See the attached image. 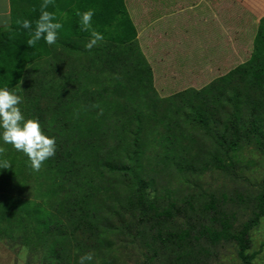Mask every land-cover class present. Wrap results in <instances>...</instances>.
I'll list each match as a JSON object with an SVG mask.
<instances>
[{"label": "trees", "instance_id": "trees-1", "mask_svg": "<svg viewBox=\"0 0 264 264\" xmlns=\"http://www.w3.org/2000/svg\"><path fill=\"white\" fill-rule=\"evenodd\" d=\"M42 2L9 0L10 23L0 27V86L23 97L25 116L55 137L56 151L35 171L24 153L0 140V160L11 165L0 168V239L38 253L37 264H79L88 252L93 260L86 264H112L111 233L142 224L154 229L146 244L160 239L169 264L197 261L201 239L231 242L242 264H251L254 253L246 251L264 216V178L250 217L235 226V215L213 194L164 203L149 191L156 188L145 172H227L243 147L264 152V16L248 60L199 89L161 97L124 0H51L47 10L62 24L57 41L28 46L19 22L38 18ZM88 9L104 36L91 49L77 15ZM43 61L51 63L47 69ZM155 84L161 95L169 92L164 78ZM151 137L157 148L147 156ZM168 223L174 227L164 237Z\"/></svg>", "mask_w": 264, "mask_h": 264}, {"label": "crops", "instance_id": "crops-1", "mask_svg": "<svg viewBox=\"0 0 264 264\" xmlns=\"http://www.w3.org/2000/svg\"><path fill=\"white\" fill-rule=\"evenodd\" d=\"M0 3V16H9V0L7 9L5 0ZM124 3L136 29L135 40L150 63L153 81L162 77L169 87L162 96L177 90L175 87H197L195 81H211L247 60L264 16V0Z\"/></svg>", "mask_w": 264, "mask_h": 264}, {"label": "rangeland", "instance_id": "rangeland-1", "mask_svg": "<svg viewBox=\"0 0 264 264\" xmlns=\"http://www.w3.org/2000/svg\"><path fill=\"white\" fill-rule=\"evenodd\" d=\"M7 5L8 0H5V9H7ZM9 23L10 19L7 14L0 16L1 28H7ZM147 62L150 65L148 60ZM42 64L43 68L47 69L51 63L43 61ZM32 73L31 68L25 73V82L31 77ZM209 82L207 80L198 82L201 85L193 88L199 89ZM153 85L161 97L180 91L178 87H175L177 90L162 96L154 81ZM179 88L183 90V87ZM155 144L154 138L151 137L146 148L147 156L153 155V148H157ZM145 162L146 158H144V164ZM170 173L172 172L168 170L149 172L146 169V178L150 176L149 181L156 188L154 190L149 185V191L153 192V195H158L160 199L162 196L164 203L170 199H173V201L176 199L177 204L181 205L183 204L181 200L183 196L196 199L199 197V193H202L204 197L213 194L228 213L232 212L235 215L233 221L235 226H239L250 217L253 197L261 187V181L264 178V152L252 146L243 147L238 154V162L232 171L223 172L210 167L207 169L184 170L174 173L175 175ZM141 225L123 229V232L111 233L109 240L113 252L111 256L112 264H169L165 260V250L161 248L160 239L155 240L151 246L146 244V242L151 243L150 236H152L154 229L148 231L146 227L143 228ZM173 227L168 223L163 229L162 236L165 237V233L172 231ZM249 235L251 245L246 253H254L251 264H264V216L260 218L258 225L250 230ZM23 247L25 246L8 238L0 239V264H21L18 254ZM194 248L198 250L194 253L198 260L189 264H242L236 252L237 246L231 242L208 243L201 239ZM38 257V253H32L28 249V255L23 264H37Z\"/></svg>", "mask_w": 264, "mask_h": 264}, {"label": "clouds", "instance_id": "clouds-1", "mask_svg": "<svg viewBox=\"0 0 264 264\" xmlns=\"http://www.w3.org/2000/svg\"><path fill=\"white\" fill-rule=\"evenodd\" d=\"M51 0H43L40 6V14L34 21L24 19L20 21L21 27L28 31L27 45L33 46L43 38L48 45L56 43L62 24L56 19V13L48 11ZM82 31L90 33V38L85 47L91 49L98 41L104 39L101 32L93 28L92 9L77 12ZM34 24V27H33ZM23 97L12 88L0 86V140L4 144H10L14 149L24 153L30 162V167L38 171L44 161L55 155V137L45 134L40 121L37 118H27L20 105ZM4 149L0 147V153ZM11 167L9 161L0 160V168ZM19 260L21 264L28 255V248L20 249ZM93 260L91 252L79 257V264H86Z\"/></svg>", "mask_w": 264, "mask_h": 264}]
</instances>
